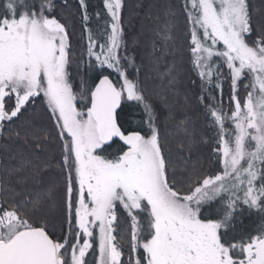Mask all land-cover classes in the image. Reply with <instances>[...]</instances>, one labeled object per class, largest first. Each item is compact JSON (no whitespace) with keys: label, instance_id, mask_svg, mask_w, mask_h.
I'll return each instance as SVG.
<instances>
[{"label":"snow or ice","instance_id":"obj_1","mask_svg":"<svg viewBox=\"0 0 264 264\" xmlns=\"http://www.w3.org/2000/svg\"><path fill=\"white\" fill-rule=\"evenodd\" d=\"M80 4L86 8L85 0ZM4 7L0 128L33 104L46 106L66 172L69 228L53 238L43 215L47 200L0 199V264H87L96 230L100 264H126L114 234L120 218L130 225L127 264H264V229L246 242L226 239L240 204L264 211V24L254 25L248 0H191L190 9L185 6L195 67L211 81L212 69L226 65L234 103L230 114L210 112L219 127L223 171L186 178L187 187L169 174L152 105L128 74L131 58L120 55L121 0H105L107 42L96 53L89 37L88 48L92 66L113 70L118 81L103 75L94 86L82 82L79 92L70 76L69 33L52 15L53 0H7ZM242 78L249 80L243 102L236 94ZM78 100L86 103L81 107ZM122 100L143 108L144 134L119 121ZM117 140L122 146L109 153ZM213 202L220 218L206 220L202 209Z\"/></svg>","mask_w":264,"mask_h":264},{"label":"trees","instance_id":"obj_2","mask_svg":"<svg viewBox=\"0 0 264 264\" xmlns=\"http://www.w3.org/2000/svg\"><path fill=\"white\" fill-rule=\"evenodd\" d=\"M27 1L37 5L40 2ZM53 3L52 15L66 26L69 33L70 76L74 89L79 91L82 82L92 85V71L96 67L92 66L96 62L90 68L88 66L87 28L94 33L96 53H99L110 32V14L103 0H85L86 8L81 6L80 0H54ZM122 3L120 55L131 58L134 67H128V74L152 105L169 174L175 175L177 181L187 187L186 178L221 173L223 168L216 155L217 138H214L209 113L210 107L220 108L219 88L205 82L200 85L194 71L191 24L183 1L163 0V7L157 8L162 13L155 17L150 14L153 7L150 0H122ZM248 3L254 25L264 24V0H248ZM0 7L2 10V0ZM123 63L127 64V61ZM222 67L224 65L219 72ZM103 71L100 68L103 75L118 81L113 70ZM213 78H216L214 82L218 81L216 73ZM244 86L239 91L241 100L248 91ZM122 109L119 121L124 127L133 128L138 124L137 130L144 134L147 127L143 108L135 102L123 100ZM55 134L56 129L42 103L33 104L15 123L5 124L0 141V199L6 197L9 201L22 203L37 198L47 200L43 215L47 217L53 238L59 239L67 234L69 222L65 205L66 172L62 168V152L54 139ZM38 143L44 147H36ZM120 146L114 143L108 149L109 153L118 151ZM122 215V211L118 212V218ZM202 217L206 220L220 218L215 202L205 205ZM262 229L264 211L240 204L233 213L226 239L246 242L261 235ZM97 232L91 238L93 248L85 257L87 264H100ZM114 234L124 253L122 259L127 264L130 255L129 223L120 218Z\"/></svg>","mask_w":264,"mask_h":264},{"label":"rangeland","instance_id":"obj_3","mask_svg":"<svg viewBox=\"0 0 264 264\" xmlns=\"http://www.w3.org/2000/svg\"><path fill=\"white\" fill-rule=\"evenodd\" d=\"M54 1V0H53ZM57 1V0H56ZM104 1V4H105V0ZM151 1V4H153V7L150 9V11H152V13H150L152 16H156L157 14L158 15H161L162 12H160V9L157 11V8H161L163 7V0H150ZM183 3H184V7L186 6V4L188 5L189 9H190V4H191V0H182ZM7 3V0H2V7L3 9L1 10V7H0V14L2 12V16H4L6 14V9L4 7V5ZM27 3L31 4L30 1ZM121 3H122V0H121ZM123 5V3H122ZM122 8V7H121ZM156 13V14H155ZM155 14V15H154ZM134 15L131 16V18L134 19ZM109 19H110V22H111V16H109ZM60 21V20H59ZM102 22H104V25H105V21L103 20ZM191 24V23H190ZM67 29V28H66ZM191 30H192V26H191ZM68 31V30H67ZM89 37L92 38V40L95 41V38H94V33L91 29H89V27L87 28V42H88V48H89ZM191 37V35H190ZM70 37H69V43H70ZM191 41V40H190ZM107 42V41H106ZM105 42V43H106ZM218 47H222V45H218ZM96 47L93 48V51L96 52ZM69 53H70V47H69ZM94 56H89L88 54V66L89 68L91 67V65L95 62V60H93ZM70 61V59H69ZM93 61V62H92ZM192 61H193V68H194V71L196 73V75L199 77V80H200V85H202V82H205L206 85L210 86L211 84H214L216 85L218 88H219V103H220V108L216 109V110H219V111H223L225 113H229L234 110V103L231 102L230 98L233 94V88H232V81H231V76L229 74V70L228 68L226 67V65H224V67H222L221 71H217L216 68H213L212 71L214 73H216L217 75V78H218V81L217 82H214L216 78H213L211 81H207V80H204L201 78L199 72L200 70L197 69L195 67V64H194V57H193V54H192ZM95 71H92V73L94 74L93 77H92V85L91 86H94V84L101 78V75H103L100 71V67L98 65H96V67L93 68ZM69 70H70V63H69ZM104 71L103 72H107V71H112L111 69H107V68H104L103 69ZM213 83H210L212 82ZM120 83H122V81H120ZM249 83V80L248 79H245V78H242L240 81H237V84H236V94L238 96V98L241 100V97H240V88L241 86L243 85H246ZM245 90L247 89L245 86H244ZM243 88V89H244ZM242 89V90H243ZM247 91V90H246ZM79 92V91H77ZM248 92V91H247ZM247 96V93L245 95V98ZM245 98L243 100H241L242 102L245 100ZM127 102H132V101H127ZM78 105L79 106H83L86 102L85 101H79L78 100ZM213 108H209V113L211 112ZM211 116V115H210ZM212 119V129L214 131V138H217V143H216V146H217V149L220 147V143H219V135H220V132H219V127L215 124L213 118L211 117ZM226 127H228L229 129H231V124L230 122H226ZM133 128H136V129H139V126L138 124H134ZM2 130L3 128H0V141H1V133H2ZM216 155L217 157L219 158L220 160V153L216 150ZM220 163H221V160H220ZM222 165V163H221ZM222 168H223V165H222ZM257 186H259V181L257 182ZM75 195V194H74ZM98 231V230H96ZM98 233V232H97ZM90 251V249L88 250V252ZM88 254V253H87ZM86 254V255H87Z\"/></svg>","mask_w":264,"mask_h":264},{"label":"water","instance_id":"obj_4","mask_svg":"<svg viewBox=\"0 0 264 264\" xmlns=\"http://www.w3.org/2000/svg\"><path fill=\"white\" fill-rule=\"evenodd\" d=\"M101 78H102V77H101ZM109 78H110V77H109ZM110 79H111V78H110ZM98 82H99V80L97 81V83H98ZM121 104H123V100H122ZM118 112H120V110H118ZM116 142L122 145V142H120V141H118V140H117ZM113 145H114V143H113ZM113 145H112V146H113ZM125 147H126V146H125Z\"/></svg>","mask_w":264,"mask_h":264}]
</instances>
